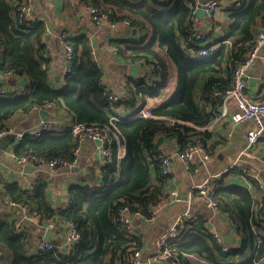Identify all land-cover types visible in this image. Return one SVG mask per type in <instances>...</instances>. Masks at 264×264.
<instances>
[{
	"label": "trees",
	"instance_id": "1",
	"mask_svg": "<svg viewBox=\"0 0 264 264\" xmlns=\"http://www.w3.org/2000/svg\"><path fill=\"white\" fill-rule=\"evenodd\" d=\"M91 3L108 11L113 20L127 19L133 26L145 29L141 39H115L113 44L125 58H144L154 64L159 78L145 90L132 89L134 96L151 101L152 116H136L117 121L126 154L100 165V174L88 181L71 183L68 202L53 206L45 180H37L33 190L18 182H7L0 175L3 195L23 202L37 211L43 220L48 218L72 221L80 232L79 240L68 250L30 253L28 245L32 233L17 230L15 221L0 219V244L11 251L10 264H129L135 248L143 241L140 236H127L116 219L122 204L132 211L148 213L151 203L170 187V175L162 173L157 145L159 137L177 138L180 149L192 137L207 141L208 129L219 113L220 100H215V89H225L232 83L235 66L242 60L255 38L256 23L264 17V0H241L231 5L228 19L221 26L216 40L220 46L207 55L192 57L188 49L197 46L199 28L196 10L186 0H74ZM12 0H0V72L14 71L25 79L26 87L18 94L0 95V128L18 111H29L35 104L54 101L65 110L73 122L101 125L110 124L114 113L104 91L103 68L94 59L93 43L87 35L70 34L73 46L71 70L64 74V86L57 88L49 81L50 58L46 56L43 36L47 31L44 21L31 27L19 24L12 13ZM210 24V22H209ZM212 27V24H211ZM26 28V29H24ZM207 30L204 40L211 39ZM203 40V43H204ZM167 57L178 70V81L173 94L165 101L156 102L169 83ZM144 82H135L141 86ZM174 119L175 122H170ZM77 136L64 132L44 131L40 136L25 135L16 153L32 151L47 157L62 156L73 159L72 150ZM116 151V144H115ZM214 195L221 214L239 236L236 247L222 249L205 216L185 219L183 231L170 241L184 264L194 254L210 264H256L264 259V208L262 191L252 193L244 184L226 186L216 180ZM224 209V210H223ZM262 241L258 243V238ZM192 257V256H191Z\"/></svg>",
	"mask_w": 264,
	"mask_h": 264
},
{
	"label": "crops",
	"instance_id": "2",
	"mask_svg": "<svg viewBox=\"0 0 264 264\" xmlns=\"http://www.w3.org/2000/svg\"><path fill=\"white\" fill-rule=\"evenodd\" d=\"M15 1L12 0V5L15 4ZM232 1L220 0L221 4L214 21L221 26L228 19V11L231 8ZM36 8L47 19V31L43 36V42L46 46L47 56L51 59L49 65V81L52 86L57 88L64 86L65 46L61 39L63 32H69L74 35H87L91 38L94 59L101 65L104 71L102 78L103 84L107 83L110 88L119 94H125V79L131 80L133 84L138 81H143L148 84V80L143 77V72L149 63L144 58L132 59L131 57L128 59L123 57L121 52H119V47L113 44V40L118 38L125 40L143 38L144 34H146L144 28L141 26H133L132 24L130 26L118 25L115 27L106 24L98 25L87 14L86 5L81 2L79 3V7H77L74 0H36ZM259 27L260 20L256 23V32ZM197 28H199L198 43L203 41L200 35H204L207 30H212V33L209 34L211 38L221 34V30L217 32L210 26L206 14L204 18H198ZM134 29H136V33H134ZM133 64L141 66V69L135 76L131 75V66ZM155 76L154 74L153 77L155 78ZM3 79V85L19 90V93L26 87L25 79L17 73L4 77ZM248 85L251 94L255 98H264V46L260 52L257 65L251 72ZM148 86H152V80H150ZM161 97H164V95L156 99V102H159ZM154 100L155 97H151V101ZM227 108L230 114L234 112L236 110L235 102L229 100ZM70 117L55 102V106H43L33 111H18L6 120L3 126H13L16 132L25 131L38 124L44 118L54 121L59 126H66L72 120L69 121ZM213 122L207 128L208 133L206 135L207 143L211 148L212 159L207 162L199 160L196 170H187L182 165L181 160L176 157L175 153L180 150L177 138L163 137L164 139L160 147L164 152L173 154L174 160V170L170 175V186L173 185L179 191L181 198L166 206L153 221H148L138 215H134L133 220L138 236L143 241L141 247L143 254L142 264H172L170 261L150 263L148 262V258L155 250L157 237L187 209L192 210L195 216H205L207 226L220 230L224 233V237L229 232L230 224L221 214L214 213L197 196L191 201L188 200L189 192L193 190L195 184L204 181L209 174H218L229 165L237 163L239 165L234 168L232 173L221 175L217 181L221 179V184L226 186L243 184L244 179L240 171L241 167L260 171L264 181V165L258 157L261 153H264V138L254 146V152L251 154L243 153L247 145V132L256 127L255 122L252 120H243L239 123H233L229 117H222ZM16 132L4 135L8 136L7 138L0 136V175L7 182H18L29 190H33L35 181L40 179L45 180L48 184V194L53 206H64L67 204L68 187L71 183L85 182L92 175L96 176L100 174L102 158L99 153L101 147L98 146L95 140H87L84 144L79 163L74 167L78 168L77 170L57 169L56 171H52L48 167L37 168L32 164L22 165L15 161V155H18L15 151L18 145ZM25 166H34L36 169L33 167L35 170L25 171ZM22 214V210L19 207L0 202V219L15 221V224L21 221L22 227L20 230H28L29 233H32V241L28 245V249L30 253H36L37 239L44 238L45 228L42 224H45L50 219H59L48 218L43 220L39 216L35 221L22 223ZM51 229L54 231L52 240H60L65 243L66 239L61 233V230L56 227ZM234 236L235 240L233 242L238 243L239 236L236 234ZM0 249L4 252L0 264H10L13 259L11 251L2 244H0ZM187 259L192 263L197 262L191 256H187Z\"/></svg>",
	"mask_w": 264,
	"mask_h": 264
},
{
	"label": "built area",
	"instance_id": "3",
	"mask_svg": "<svg viewBox=\"0 0 264 264\" xmlns=\"http://www.w3.org/2000/svg\"><path fill=\"white\" fill-rule=\"evenodd\" d=\"M236 0L232 1V5ZM187 5L193 9L197 10L199 7H204L206 10V17L212 24V28L220 32L221 25L216 23L217 12L220 6V0H186ZM241 0H237L235 5H240ZM86 11L91 20L98 24H106L111 27L118 25L130 26L131 22L127 19L124 20H113L110 17L108 11H103L101 8L95 4L87 3ZM12 13L15 19L19 24L24 25V27H31L39 21H44L47 23V19L44 18L42 14L37 11L36 0H16L12 8ZM26 29V28H24ZM71 33L63 32L61 34V39L64 42L65 46V69L64 73L71 70V64L74 59L73 46L67 40V37ZM221 35V34H220ZM220 35H216L214 38H211L207 41L204 40L197 44L200 47L199 50L188 49L187 53L192 56H202L207 55L212 50L217 49L221 43H228L229 41L217 42ZM264 46V17L260 19V27L255 33V38L252 43L247 48L242 60L235 66L232 74V83L229 87L221 90L215 89L213 92V97L215 100H220L219 113L216 116V119H221L222 117H229L233 123H239L243 120H252L255 122L256 127L247 132V145L243 153L251 154L254 152V146L264 138V98L259 99L255 98L249 89L248 81L251 76L252 70L256 67L258 59L260 57V52ZM1 50V45H0ZM48 54L46 53V56ZM12 74H16L14 71L0 72V77H7ZM156 75L155 78L153 75ZM144 79L152 80V86L155 88L154 80L159 78L158 74L155 73L154 64L146 65L145 71L143 72ZM146 82L141 84V86H136L129 79L124 80L125 94H119L114 89L106 83L104 84V91L106 93L107 99L111 105L112 113L110 117V124L101 125L98 123L86 124V123H76L69 118L66 126H59L52 120L42 119L38 124L31 127L25 131L16 132L13 126H3L0 128V136H4L11 132H16L18 143L24 138L25 135L29 134L32 136H40L44 131H55V132H64L65 130H71L74 135L77 136V145L73 148L72 154L73 159L69 160L66 157L55 156L47 157L32 151H25L19 155H15V161L18 164H32L37 168L48 167L52 171L57 169H72L76 167L79 163V158L83 150L84 144L87 140H96L100 139L101 147L100 156L102 158V163L106 160H111L113 154L115 153L118 159L123 158L126 154V146L123 143L120 131L117 127L116 122L120 121L123 118H133L136 116H152L153 105L151 103V98L148 97L147 103L140 97L134 96L131 91L132 89L145 90L148 85ZM19 90L14 88H9L6 85L0 84V95H9V94H18ZM229 100H233L236 104V110L229 113L227 108V103ZM55 106L54 101L43 102L40 104L33 105L29 111L40 109L42 107ZM215 119V120H216ZM170 122L174 123V119H169ZM214 123V122H213ZM213 123L208 125L206 128L210 127ZM116 144V151H115ZM178 157L184 168L187 170H196L197 163L199 160L202 162H207L212 159L211 148L209 147L207 141H203L199 138L192 137L191 140L186 144L185 148L178 150L175 153ZM259 160L264 165V153H261ZM161 170L163 174L171 175L174 170V160L173 154H168L162 152L160 155ZM239 164L233 163L225 168L223 171L218 174H209L204 181L201 183L195 184L193 190L189 192V201L193 200L195 196L205 202V204L214 211V213H221L220 205L214 195V190L216 186V180L223 174H230L234 171V168ZM244 185L252 193H257V189L262 191V208H264V181L262 179V174L260 171H254L247 167H241L240 169ZM196 189V190H195ZM197 192V193H196ZM181 196L179 191L171 185L158 199L157 202L151 203L148 208V213L143 212L142 209L132 211L131 206L128 204H122L119 206L116 219L120 223L121 228L126 233L127 236L138 235L136 226L134 224L133 217L138 215L148 221L155 220L159 214L168 206L171 202L180 200ZM0 202L8 203L12 206L19 207L22 210V223L35 221L39 218L37 211H32L28 205L23 202H18L12 199L5 197L2 193V188L0 187ZM224 210V209H223ZM195 215L192 210L187 209L185 212L181 213L174 222L167 227L161 235L156 239L155 250L150 254L148 262H161V261H170L172 264H184L179 253L173 251L171 248L170 241L176 238L182 231L184 227L185 219H193ZM42 226L47 229L56 227L61 230V233L64 235L66 241L63 243L60 240H48L44 238H38L36 242V251H56L63 250L65 248L72 247L80 238V232L77 230L75 224L72 221L65 219H50ZM22 227L21 221L16 223V229L20 230ZM216 241L222 245L224 251H228L232 247H236L238 243H226L224 240V233L215 228H211ZM229 232L236 234L232 229ZM262 239L258 238V243ZM4 252L0 249V260L3 258ZM191 256L196 261H201L203 264H210L205 259L191 254ZM143 263V254L142 249L135 248L134 252L131 254L129 264H142ZM256 264H264V259H259L256 261Z\"/></svg>",
	"mask_w": 264,
	"mask_h": 264
},
{
	"label": "water",
	"instance_id": "4",
	"mask_svg": "<svg viewBox=\"0 0 264 264\" xmlns=\"http://www.w3.org/2000/svg\"><path fill=\"white\" fill-rule=\"evenodd\" d=\"M205 14H206V10L204 7L197 8L196 15L199 18H204ZM134 33H136V29H134ZM140 69H141V66H139L137 64H133L131 66V72H132L131 75H133V76L137 75V73ZM3 83H4V79L0 77V84H3ZM4 137L7 138L8 136H4ZM163 139H164L163 137H160L159 140L157 141V145H161V143L163 142ZM95 141L97 142L98 146L101 144L100 139H96ZM33 167L34 166H25V171L33 170L34 168L36 169V167H34V168ZM77 169L78 168H72L71 170H77ZM43 236H44V239L52 240V238L54 237V231L52 229H47V230H45ZM224 240L226 243H231L235 240V236L233 233L228 232L225 235Z\"/></svg>",
	"mask_w": 264,
	"mask_h": 264
},
{
	"label": "rangeland",
	"instance_id": "5",
	"mask_svg": "<svg viewBox=\"0 0 264 264\" xmlns=\"http://www.w3.org/2000/svg\"><path fill=\"white\" fill-rule=\"evenodd\" d=\"M169 66V83L167 87L163 90V101L167 100L175 91L177 81H178V70L173 64V62L167 57Z\"/></svg>",
	"mask_w": 264,
	"mask_h": 264
}]
</instances>
